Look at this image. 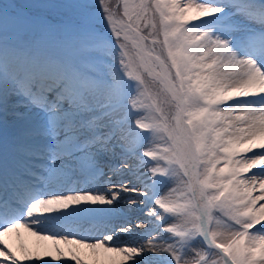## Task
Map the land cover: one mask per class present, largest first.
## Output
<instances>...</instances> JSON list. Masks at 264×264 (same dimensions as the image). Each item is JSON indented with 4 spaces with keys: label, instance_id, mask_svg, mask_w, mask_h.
Masks as SVG:
<instances>
[{
    "label": "snow or ice",
    "instance_id": "6c2138e0",
    "mask_svg": "<svg viewBox=\"0 0 264 264\" xmlns=\"http://www.w3.org/2000/svg\"><path fill=\"white\" fill-rule=\"evenodd\" d=\"M0 264H264V0H0Z\"/></svg>",
    "mask_w": 264,
    "mask_h": 264
},
{
    "label": "bare ground",
    "instance_id": "6f19581e",
    "mask_svg": "<svg viewBox=\"0 0 264 264\" xmlns=\"http://www.w3.org/2000/svg\"><path fill=\"white\" fill-rule=\"evenodd\" d=\"M13 240L17 244H19V243H26L29 246H33L34 243H35L34 238L28 236L26 233L24 234V236L21 239H16L15 237H13Z\"/></svg>",
    "mask_w": 264,
    "mask_h": 264
}]
</instances>
